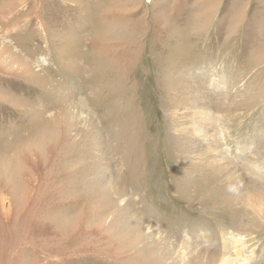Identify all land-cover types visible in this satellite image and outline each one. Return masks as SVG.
I'll return each mask as SVG.
<instances>
[{"label": "rangeland", "instance_id": "374dc122", "mask_svg": "<svg viewBox=\"0 0 264 264\" xmlns=\"http://www.w3.org/2000/svg\"><path fill=\"white\" fill-rule=\"evenodd\" d=\"M226 262L264 264V0H0V264Z\"/></svg>", "mask_w": 264, "mask_h": 264}, {"label": "built area", "instance_id": "2783aa9c", "mask_svg": "<svg viewBox=\"0 0 264 264\" xmlns=\"http://www.w3.org/2000/svg\"><path fill=\"white\" fill-rule=\"evenodd\" d=\"M41 57L38 59V62H40V64H42V62L40 61ZM43 59V58H42ZM37 68H39L38 64L36 66Z\"/></svg>", "mask_w": 264, "mask_h": 264}, {"label": "bare ground", "instance_id": "6f19581e", "mask_svg": "<svg viewBox=\"0 0 264 264\" xmlns=\"http://www.w3.org/2000/svg\"><path fill=\"white\" fill-rule=\"evenodd\" d=\"M251 258H252V257H251ZM246 261H247V260H246ZM225 264H229V263L226 262Z\"/></svg>", "mask_w": 264, "mask_h": 264}]
</instances>
